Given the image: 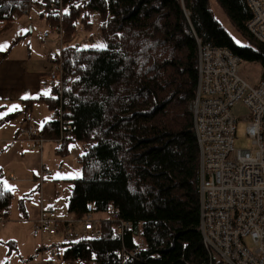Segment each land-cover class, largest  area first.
Listing matches in <instances>:
<instances>
[{"label": "trees", "instance_id": "1", "mask_svg": "<svg viewBox=\"0 0 264 264\" xmlns=\"http://www.w3.org/2000/svg\"><path fill=\"white\" fill-rule=\"evenodd\" d=\"M216 1L249 46L216 21L209 0H61L62 13L48 0L32 6L43 5L39 17L60 28L54 63L61 76L49 95L22 102L25 109L42 103L52 114L39 134L61 140L57 155L83 144L80 175L67 180L68 214L82 219L88 205L108 214L99 237L60 245L64 261L211 264L199 230V150L188 110L197 88V41L258 63L264 78V44L246 29V0ZM22 5L0 0V35L24 14ZM93 16L105 48H75L77 27L89 30ZM9 53L0 52V65ZM12 197L0 173V221ZM120 222L130 230L119 233Z\"/></svg>", "mask_w": 264, "mask_h": 264}, {"label": "built area", "instance_id": "2", "mask_svg": "<svg viewBox=\"0 0 264 264\" xmlns=\"http://www.w3.org/2000/svg\"><path fill=\"white\" fill-rule=\"evenodd\" d=\"M48 2L62 13L61 0ZM246 2L251 12L246 29L264 44V0ZM38 3L44 4V0H23V12ZM43 8L39 5L40 11ZM53 28L59 34L62 49L60 28ZM197 46V88L188 110L199 150V230L203 246L211 264H264V78L251 86L240 77L242 62L230 50L199 40ZM74 47L80 46L74 44ZM58 57L54 52L47 56L51 63ZM55 64V71L44 80L50 86L60 82L61 70ZM237 102H242L248 110L246 133L255 147L253 152L233 149L236 119L231 109ZM31 121L30 117L26 118L27 124ZM14 141L26 143L31 151L40 154L46 140L34 132L33 126H26L18 130ZM60 141L56 140V145ZM51 176L52 171L42 165L37 177L39 187ZM8 180L13 182L14 176L10 175ZM108 211L109 218L117 220L113 208L109 207ZM53 212V208L40 203L38 216L32 223L33 236H60L61 245L100 236L102 220L96 217L100 213H95L91 205L86 207L82 219L74 221L55 220L51 218ZM128 230L130 226L120 222L119 233ZM247 238L253 244L252 251L245 244ZM48 254L50 259L40 264H56L55 245Z\"/></svg>", "mask_w": 264, "mask_h": 264}, {"label": "rangeland", "instance_id": "3", "mask_svg": "<svg viewBox=\"0 0 264 264\" xmlns=\"http://www.w3.org/2000/svg\"><path fill=\"white\" fill-rule=\"evenodd\" d=\"M210 9L216 21L227 31L239 46H249L246 37L233 25L228 16L216 0H209ZM100 21L98 17L91 18V28L85 30L82 26L77 27L71 43L78 44L81 48H105L100 37ZM27 29V32H21ZM48 34V37H44ZM59 34L51 28L44 19L39 17V10L30 8L28 14L17 17L14 24L0 35V45L8 44L9 47L0 52L10 50L7 59L0 65V72H13L18 66L26 67L24 73L31 78L29 83L33 84L31 90H26L20 95L36 98L48 94L51 86L41 85L38 78L49 75L56 69V64L51 63L47 56L54 52L59 54L61 45ZM261 67L258 63L242 62L240 64V77L249 85H256L261 78ZM21 81L19 82V85ZM21 85H24L23 83ZM18 94H15L13 101H0V119L7 118L10 114L20 112L16 118L0 124V173L4 187L11 188L12 202L8 210V216L0 221V264H37L49 258L48 251L55 245L58 254L62 256L63 248L60 246V236L32 235V220L36 215L40 203L45 208L51 207L55 210L54 217L59 221L66 218L74 221L67 212L66 200L70 194L69 179L77 178L80 175V167L76 163V157L81 153L83 144L72 143L69 145V152L65 156L56 154V143L45 141L42 152L31 151L28 144L14 141L20 128L33 126L34 132L39 133L41 125L50 119V113L40 103L32 108L25 109ZM17 105L18 109L12 111V106ZM232 116L236 119L235 138L233 142L234 151H254L252 140L247 136L246 129L248 122L245 117L248 115L247 108L242 102H237L231 109ZM30 117L31 122L26 123ZM52 171V176L47 178L39 187L37 177L40 175L41 166ZM14 176L10 182L8 177ZM6 185L8 187H6ZM97 218L103 220L106 214H97ZM75 225V229H78ZM249 250H253L250 239H245ZM35 256V258H32ZM31 258V260H30ZM54 261V260H53ZM74 261H60L59 264H73ZM78 264H87L77 261ZM94 264V263H88Z\"/></svg>", "mask_w": 264, "mask_h": 264}, {"label": "crops", "instance_id": "4", "mask_svg": "<svg viewBox=\"0 0 264 264\" xmlns=\"http://www.w3.org/2000/svg\"><path fill=\"white\" fill-rule=\"evenodd\" d=\"M25 68L26 67L18 66L13 72H9V73H7L5 71H1L0 72V101H8V100L9 101H13L15 99V94L16 93L18 94V98L22 99V97H20V95L22 93H24V91L31 90L33 88V84L29 83L31 81V78H29V76L24 73ZM45 77L46 76H44L42 78H39L37 76L39 83L41 85H43V86H45V84H46V82L44 83ZM20 81H21V84L23 83L24 85H21V84L19 85ZM49 93H50V91H49ZM49 93L45 94V95H40V96H47V95H49ZM36 98H38V97H36ZM36 98L29 97V98H26V99H36ZM22 100H24V99H22ZM22 100H21V102H22ZM22 104H23V102H22ZM35 104H33V106ZM40 104H42V103H40ZM18 113L20 115V112H18ZM14 114H16V113H14ZM10 115H12V114H10ZM50 116H51L50 119H47L46 121H49V120L52 119V114L51 113H50ZM46 121H44V122H46ZM44 122L42 123V125L44 124ZM42 125H41V127H42ZM66 206H67V204H66ZM38 213H39V208H38V210L36 212L35 217L32 220V223L37 218ZM54 214H55V210H54L51 218L59 221L58 218L54 217ZM62 220L68 221L66 218H64ZM57 254H58V252H57ZM32 258H35V256H33ZM49 259H50V257L44 262H47ZM30 260H31V258H30ZM53 260H54L53 262H55L56 264H59V262L62 261L63 259H62V256L56 255ZM33 262L34 261H31L32 264H33ZM74 262L75 263H73V264H78L77 261H74ZM79 262H81V261H79ZM84 263L88 264V263H92V262H84ZM37 264H40V262H38Z\"/></svg>", "mask_w": 264, "mask_h": 264}, {"label": "snow or ice", "instance_id": "5", "mask_svg": "<svg viewBox=\"0 0 264 264\" xmlns=\"http://www.w3.org/2000/svg\"><path fill=\"white\" fill-rule=\"evenodd\" d=\"M28 30L27 29H22L21 30V32H27ZM9 47V45L8 44H3V45H0V51H4V50H6L7 48ZM25 99L26 98H28V97H24ZM18 109V106L17 105H13L12 106V111H15V110H17ZM6 187H8L7 185H6ZM8 190H11V188L10 187H8Z\"/></svg>", "mask_w": 264, "mask_h": 264}]
</instances>
